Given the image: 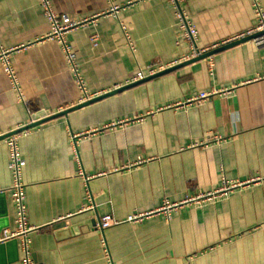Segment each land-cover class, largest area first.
<instances>
[{
  "label": "crops",
  "instance_id": "0c3cea01",
  "mask_svg": "<svg viewBox=\"0 0 264 264\" xmlns=\"http://www.w3.org/2000/svg\"><path fill=\"white\" fill-rule=\"evenodd\" d=\"M49 2L73 20L99 16L67 36L89 100L179 67L13 135L34 263L264 264V47L249 40L183 62L190 41L168 0ZM254 3L264 13V0L179 8L208 53L252 28ZM49 30L39 0H0V46L24 48L8 58L25 102L0 63V136L89 101L61 46L39 41ZM8 163L2 139L0 238L16 230ZM226 184L213 200L183 203ZM104 216L117 224L100 230ZM22 258L18 240L0 242V264Z\"/></svg>",
  "mask_w": 264,
  "mask_h": 264
},
{
  "label": "built area",
  "instance_id": "2783aa9c",
  "mask_svg": "<svg viewBox=\"0 0 264 264\" xmlns=\"http://www.w3.org/2000/svg\"><path fill=\"white\" fill-rule=\"evenodd\" d=\"M139 0H136V2ZM175 8H177V17L180 20V29L182 31V34L190 41L191 46V56L183 58L181 61L185 62L188 61L191 58H197L201 56L202 54L206 53L205 51H199L196 48V31L189 24L187 21L186 16L183 12H181L179 8V4L182 0H168ZM42 13L44 18L49 24L50 30L46 36L41 38L39 41H55L57 42L64 53L65 59L70 67V70L72 71L76 83L78 86V89L82 92L84 99L83 101L89 100V96L87 95V91L85 90V87L80 79L77 63H76V56L73 52L71 46L67 42V36L72 32L79 28L83 27H92L94 26L95 20L99 16H94L92 19H82V20H73L70 17L66 15H57L51 8L49 0H39ZM118 11V7H113L108 14H115ZM253 26L250 30H248L245 33L239 34L229 40L224 41L220 44V46H225L227 44L240 41L245 38H251V41L254 43V45L257 48L264 47V13L262 12L261 8L254 3L253 5ZM124 28L122 27V30ZM91 42H96L97 37L95 35H92L90 37ZM219 46H216L212 49H215ZM24 48H13L10 50H5L0 46V63L3 67L5 75L10 80L14 90L18 94V99L20 102L25 103L24 99L19 93V89L17 87V82L15 79V76L13 74L12 68L9 64V54L11 52H15L18 50H22ZM166 69V68H165ZM164 70V68H161L159 71ZM156 72H150L149 76L154 75ZM145 76H143L141 73L137 74L130 83H134L140 80H143ZM98 97V96H96ZM206 98V95L202 94L193 100H191V103H197L200 100H203ZM190 103V102H189ZM16 136H10L4 139V142L9 148V163H8V170L12 177V185H11V197L14 202L15 206V226L16 230L14 232H10L8 230H3L0 242H7L12 240H18L20 242L21 251L23 253V258L20 262V264H35L34 260L31 257V253L28 248V240L27 236L29 233L36 230L34 227H29L26 222V210L24 205V194L23 189L24 185L22 183V169L25 165L24 160L20 157L17 145H16ZM235 186V185H234ZM232 185H227L221 188L220 190H217L215 192H210L207 194H198L195 198H191L188 200H185L183 203L188 202H199L201 200H213L216 196L224 193L225 191L231 189L234 187ZM179 204H172V205H165L162 210L167 211L171 210L173 208H176ZM143 216H133L132 218H129L128 221H136L141 219ZM117 222L111 218V216H104L98 220L97 227L100 230H106L110 226L116 225Z\"/></svg>",
  "mask_w": 264,
  "mask_h": 264
},
{
  "label": "water",
  "instance_id": "95a60500",
  "mask_svg": "<svg viewBox=\"0 0 264 264\" xmlns=\"http://www.w3.org/2000/svg\"><path fill=\"white\" fill-rule=\"evenodd\" d=\"M249 40H251V38L248 37V38L242 39V40H240V41H236V42H233V43L227 44V45H225V46H222V47H220V48H217L216 50H212V51H210V52H208V53H206V54H203V55H201L200 57H197V58H195V59L192 60V61H195V60H198V59H203V58L209 57V56H211V55H212L214 52H216V51L223 50V49H225V48H228V47H231V46H234V45H236V44H240V43H242V42H246V41H249ZM192 61H189V62L183 63V64H181V65L188 64V63H190V62H192ZM181 65H180V66H181ZM176 67H179V66H176ZM176 67L162 70L161 72H158V73H156V74H154V75H152V76H150V77H148V78H145V79H143V80H140V81L134 82V83H132V84H129V85H126V86H123V87L117 88V89H115V90H113V91H111V92H108V93H106V94H103V95H101V96H98V97H96V98H93V99H91V100H89V101H87V102H84V103H82V104H79V105H77V106H74V107H72V108H69V109H67V110H64V111H62V112H60V113H58V114H54V115H46V116H45L44 118H42V119H38V116L35 115V116L32 117V118L34 119V122H32L31 124H29V125H27V126H24L23 128H20V129L16 130V131L10 132L9 134H6V135H4V136H0V140L5 139V138L10 137V136H13V135H16V134H18V133H21L22 131H26V130H28V129L32 128V127H35V126H37V125H39V124H41V123H43V122H46V121L52 120V119L57 118V117H60V116H65V115H67V114H68L69 112H71V111H74V110H76V109L82 108V107H84V106H86V105L92 104V103H94V102H96V101H99V100H101V99H104V98H106V97H109V96H112V95L117 94V93H119V92H122V91H124V90H126V89H128V88H130V87H133V86L138 85V84H140V83H142V82L148 81L149 79H152V78H156V77H158V76H161V75H163V74H165V73H167V72H170V71L174 70Z\"/></svg>",
  "mask_w": 264,
  "mask_h": 264
}]
</instances>
